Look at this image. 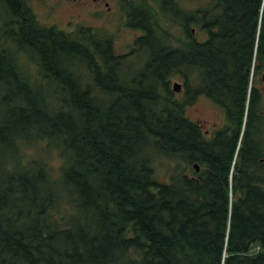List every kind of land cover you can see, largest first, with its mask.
Returning <instances> with one entry per match:
<instances>
[{"label": "trees", "instance_id": "16d2710c", "mask_svg": "<svg viewBox=\"0 0 264 264\" xmlns=\"http://www.w3.org/2000/svg\"><path fill=\"white\" fill-rule=\"evenodd\" d=\"M133 1L132 19L155 29L126 55L93 28H47L23 0L3 2L0 264H264V163L251 176L247 152L264 0ZM214 82L240 122L250 97L247 139L214 140L187 116Z\"/></svg>", "mask_w": 264, "mask_h": 264}, {"label": "flooded vegetation", "instance_id": "af4514ba", "mask_svg": "<svg viewBox=\"0 0 264 264\" xmlns=\"http://www.w3.org/2000/svg\"><path fill=\"white\" fill-rule=\"evenodd\" d=\"M25 2V5L27 4V7H30L29 13H31V16L33 18L34 22H39L40 25L45 26L47 28H54L57 27V24L55 22H52L51 16H47L48 19L45 21L41 20L39 17H37V11L33 8L32 4L30 3V0H23ZM36 1V0H33ZM67 2H78V0H66ZM80 2H88V4L91 7L96 8V10H99L102 14V20L103 25L107 24L106 22H109L113 17L116 19H120L122 28L126 30H134L136 33L134 41L132 42V48L130 49L129 53H119V54H130L132 53L136 48V41L138 38L145 36L149 31H152L155 29L153 26H145L138 23V21L132 19L135 18V16L131 17V15L127 12V8L134 5L133 0H79ZM150 2V7L152 0ZM180 3V0H179ZM24 5V4H23ZM23 5L19 4V7L21 9L22 14V20H25V13L23 11ZM51 9L54 7L50 6ZM51 9L47 10L50 11ZM87 28H93V29H100L101 26L96 25H83ZM71 32V31H69ZM100 34V32H99ZM101 35V34H100ZM102 36V35H101ZM104 36V35H103ZM107 37V36H104ZM114 49L116 53H118L115 43L113 40ZM180 78V75H178ZM180 99H183L188 94V85L186 83V80L184 77L180 78ZM264 83V74L259 75L257 78L252 79V84L248 90V92H252L253 89H257V91L260 94V102L259 106L254 107V119L250 126V134H249V140L250 144H248L247 152L249 155V161L251 162V168L248 170L249 174L253 177H258L262 174V171L260 170V165L264 163V98H263V92H262V85ZM212 91L211 96L207 97L205 95L198 96L197 99H195L191 104L187 105L190 106L194 103H196L200 97H206L210 101L212 107L216 111V114H221L220 119L217 121L214 120L212 126L210 129H204L202 128V125L200 124L203 131L208 134V136L212 139L220 138L221 136H234L236 134H239L241 141L248 138V135L246 133L247 129L249 128V111H250V97L247 98L246 104H245V110L243 114L242 122H240L239 118L241 115V109L237 105H231L229 97L227 93H221L220 96H217V91L220 89H224L223 86L219 85L218 83L212 84ZM249 93V94H250ZM256 101H259L257 99ZM186 114H187V108H186ZM188 116V115H187ZM189 117V116H188ZM195 121V120H194ZM247 135V137H246ZM199 171V170H198Z\"/></svg>", "mask_w": 264, "mask_h": 264}, {"label": "rangeland", "instance_id": "374dc122", "mask_svg": "<svg viewBox=\"0 0 264 264\" xmlns=\"http://www.w3.org/2000/svg\"><path fill=\"white\" fill-rule=\"evenodd\" d=\"M5 0H0V24L9 21L8 10ZM33 8L37 11V17L45 21L47 16H51V21L57 24V28L66 32L76 30L81 25H96L101 26L100 29H96L97 32L103 36L112 38L115 43V47L118 53H129L132 48V42L135 38L136 33L134 30H126L122 28L120 19L113 17L107 24L103 25L102 14L96 8L91 7L88 2H67L66 0H30ZM92 1V0H90ZM111 1V0H110ZM190 7L198 5L197 0L189 1ZM50 6L54 7L53 9ZM51 9L50 11H47ZM171 23V22H170ZM165 28H168L167 24H164ZM173 31L180 36V29L178 27L173 28ZM136 33V34H135ZM103 36V37H104ZM142 58L144 56L140 54ZM132 60L137 61L141 64L142 59L137 54H132ZM181 78V77H180ZM178 75H174L170 81V88L173 89V85L176 82H181ZM174 90V89H173ZM177 97H181L180 91H175ZM262 92L264 98V83L262 85ZM187 115L195 121H198L202 128L210 129L214 120L220 119L221 114H216V111L212 107L210 101L206 97H200L199 100L187 107ZM49 157V161L53 164H58V154L54 151L44 152ZM170 162L162 161L157 166L158 175L164 179L168 176L167 170L171 167Z\"/></svg>", "mask_w": 264, "mask_h": 264}, {"label": "water", "instance_id": "95a60500", "mask_svg": "<svg viewBox=\"0 0 264 264\" xmlns=\"http://www.w3.org/2000/svg\"><path fill=\"white\" fill-rule=\"evenodd\" d=\"M180 86H181V84H180L179 82H176V83H174V85H173V89H174L175 91H180ZM195 167H196L197 170L200 169V167H199L198 164H195Z\"/></svg>", "mask_w": 264, "mask_h": 264}]
</instances>
